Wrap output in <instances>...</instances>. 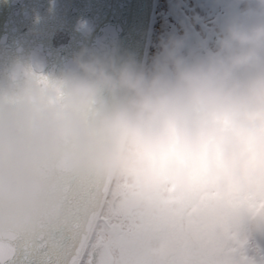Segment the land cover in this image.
I'll list each match as a JSON object with an SVG mask.
<instances>
[{
  "label": "clouds",
  "instance_id": "obj_1",
  "mask_svg": "<svg viewBox=\"0 0 264 264\" xmlns=\"http://www.w3.org/2000/svg\"><path fill=\"white\" fill-rule=\"evenodd\" d=\"M239 3L214 49L170 35L150 67L114 42L56 76L17 65L0 88V239L66 228L87 177L264 193V0Z\"/></svg>",
  "mask_w": 264,
  "mask_h": 264
},
{
  "label": "snow or ice",
  "instance_id": "obj_2",
  "mask_svg": "<svg viewBox=\"0 0 264 264\" xmlns=\"http://www.w3.org/2000/svg\"><path fill=\"white\" fill-rule=\"evenodd\" d=\"M65 202L67 227L0 239V264H250L241 224L264 218V193L220 194L199 182L177 192L87 177Z\"/></svg>",
  "mask_w": 264,
  "mask_h": 264
},
{
  "label": "water",
  "instance_id": "obj_3",
  "mask_svg": "<svg viewBox=\"0 0 264 264\" xmlns=\"http://www.w3.org/2000/svg\"><path fill=\"white\" fill-rule=\"evenodd\" d=\"M157 0H0V88L21 65L46 76L74 71L82 49L118 47L145 62ZM87 22V30L79 22ZM4 264H22L14 254Z\"/></svg>",
  "mask_w": 264,
  "mask_h": 264
},
{
  "label": "flooded vegetation",
  "instance_id": "obj_4",
  "mask_svg": "<svg viewBox=\"0 0 264 264\" xmlns=\"http://www.w3.org/2000/svg\"><path fill=\"white\" fill-rule=\"evenodd\" d=\"M244 11L245 5L239 0H157L144 65L151 66L161 38L182 36L185 31V55L201 41L214 49L225 21ZM240 238L246 260L250 264H264V218L246 219L240 227Z\"/></svg>",
  "mask_w": 264,
  "mask_h": 264
}]
</instances>
